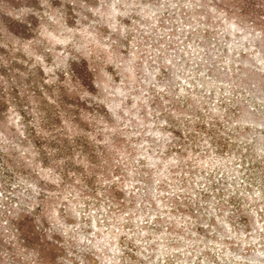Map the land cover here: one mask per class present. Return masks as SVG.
Masks as SVG:
<instances>
[{
	"label": "trees",
	"instance_id": "trees-1",
	"mask_svg": "<svg viewBox=\"0 0 264 264\" xmlns=\"http://www.w3.org/2000/svg\"><path fill=\"white\" fill-rule=\"evenodd\" d=\"M14 1L0 0V184L9 192L0 205V243L14 260L23 264L20 256L29 253L34 263L58 264L65 248L75 249L82 239L69 230L72 218H81L88 228L97 227L100 241L105 240V232L114 240L119 235L117 243L101 242L98 249L116 253L120 264H170L158 253L157 239L151 241L150 234L143 233L160 231L163 222L173 231L177 220L172 215L178 212L200 219L209 216L208 224L220 231L218 217L224 228L234 221L246 230L259 224L242 200L252 199L256 207L264 200V135L254 147L249 142L238 145L222 135H195L199 129L212 134L204 121L197 120L185 122L183 135L175 112H182L184 95L174 90L176 71L168 73L165 65L172 60L167 59L160 72L142 63L137 73L146 76L136 80L130 69L111 59L114 54L128 55L134 33L93 18L101 12L106 19L114 15L115 0H45L60 9V24L74 30L64 49L45 46L46 41L52 43L47 37L38 43L36 36L43 33L40 19H44L37 7L40 0H25L29 4L21 19L10 16L8 7ZM169 1L175 3L174 13L199 16L211 29L224 23L227 37L240 35L244 60L238 86H248L255 98L262 84L250 83L257 72L249 67L247 55L258 63L264 61V2ZM129 14L132 19L137 12L132 8ZM211 29L205 36L211 35ZM251 40L253 53L246 46ZM208 69L217 77L229 75L220 68ZM157 78L169 84L158 91L153 82ZM213 85L204 81L195 87L211 91ZM151 116L167 135L149 131ZM212 145L218 150L237 148L240 163L248 168L249 185L229 181L236 175L228 178L225 169L220 174L213 169L210 176L199 174V180L208 179L204 186L189 179L207 161L205 155L195 154ZM256 182L258 190L251 195ZM257 214L263 226L255 231L262 240L264 206ZM198 225L197 232L202 229ZM63 235H68V245ZM90 250H97L94 244ZM89 252L83 258L94 264ZM263 256L264 250L257 253Z\"/></svg>",
	"mask_w": 264,
	"mask_h": 264
},
{
	"label": "rangeland",
	"instance_id": "rangeland-1",
	"mask_svg": "<svg viewBox=\"0 0 264 264\" xmlns=\"http://www.w3.org/2000/svg\"><path fill=\"white\" fill-rule=\"evenodd\" d=\"M102 1L100 0L99 3ZM105 1L109 2V0ZM168 3H171V1L115 0L114 15L107 17V19L102 12L99 13L100 15H94L95 21L100 18L110 25L122 26L123 32L128 29L134 31L129 44L128 55L114 54L111 59L118 66H125L130 69L136 80L144 79L146 76L137 73V69L140 68L142 63L145 67L158 69V72H160L159 67L164 66L167 59H171V63H165L167 66L166 71L168 73L173 70L176 71L177 80L174 81L176 83L174 90L177 94L182 93L184 95L180 96L182 99L181 105L183 106L182 112H175L179 123L181 122V127L184 129L183 135H186L185 122L187 120L204 121L207 130H210L212 134H207L204 130L199 129L195 132V135H222L223 140L228 139L230 143L237 141L238 145H246L249 142L254 147V143H258L257 138H259V135H264V61L258 63L255 57L250 56V54L247 55L251 63L249 67L254 68L257 72L252 75L250 83L260 82L262 84L259 94L252 98L251 89L248 86H245L247 88H241L238 86L239 81H237V76L241 73V61L244 60L240 55L241 48H243L241 47L243 42L241 43L240 35L235 33L236 35L227 37V31L223 32V30H226L224 23L211 29L199 16L194 15L187 18L185 14L174 13L173 6L175 3H171V6H168ZM27 4L29 3L25 0L14 1L12 6L8 7L11 11L10 16L14 19H21ZM37 7L41 8V14L44 17L43 20L40 19L39 28L43 33L41 35L38 33L36 36L38 43H42L47 37L52 43L46 41L45 46L64 49L65 42L71 36L73 37L74 30H69L68 27L60 24L59 21H62V19L60 18L59 8H54L45 0H40ZM132 8L135 9L137 15L130 19V14L127 15V13ZM121 15L124 18L121 19ZM124 20L130 21L125 24ZM109 28L108 30L111 32L112 28ZM207 29H211L209 37L205 36ZM109 35L108 32L105 36L108 37ZM231 43H233L232 46ZM249 43L247 42L246 46L251 47L250 51L253 53L254 40L249 41ZM227 46L231 47L230 52H227ZM29 50H31V47H29ZM121 61L122 63H120ZM208 68L223 69V71L229 72V75H225L223 78L217 77V73ZM204 81L214 84L210 87L211 91L209 89L207 91L202 86L196 89L195 85L204 83ZM153 82L156 84L155 88L158 91L164 89V85L169 84L166 79L163 82L157 78ZM120 85L123 84H118V86ZM188 98L190 101L186 102ZM150 119L149 131L152 133L156 131L159 135H167L166 131L162 132L154 123L152 116ZM201 149L206 150H201L203 154L198 152L195 155H205L207 161L203 162L205 165L201 164L199 169L196 167L195 173L188 176L191 180L192 178L197 179L198 187L204 186L205 182L208 181L205 177L200 178V181L199 174L206 172V175L210 176L209 174L213 169L219 170V174L223 173L225 169L229 173V175L226 174L228 178L236 175V179L232 181L229 178V181L235 184L242 183L243 186L249 185L246 177L248 168L240 163L237 148L230 145L226 149L218 150L215 145H212L202 146ZM261 153L264 154V152ZM218 177L221 176L218 175ZM12 183L14 184L15 181ZM258 185L259 182L251 185L252 191L249 192L251 195L258 190ZM174 186L176 185L174 184ZM1 193L0 205H3L2 198L9 192L5 193L3 186L0 184ZM242 202H246L245 207L259 221V224L251 227V230L244 229L245 226H240L237 221L224 228V225L218 219H222V217H218L216 219L217 223L222 226L220 231L217 230L216 226L208 224L209 216L200 219L178 212L172 215L177 220L173 231H169L166 227L168 223L163 222L160 231L149 229L150 233L144 232L143 235L150 234L151 241L157 239L155 242H159L157 246L158 253L165 256L170 264H262L264 256L257 257V253L264 250V243H262L264 239H257L259 235L255 228L263 226L257 210L264 206V200H260L257 207L253 204L252 199L242 200ZM226 216H228V212H224L223 219H227ZM201 218L203 217L201 216ZM80 219L72 218L70 220L72 225L68 227L76 235L81 234L82 239H79L75 249L71 250L69 246L65 248L66 251L57 260L58 264H88L83 258L84 253H88V251L93 256L94 264H120L116 253L102 247H100L102 249H98L101 242L112 246V241L117 243L120 236L118 235V239L114 240V235L105 232L103 233L106 236L105 240L100 241L98 240L100 238L98 232H95L98 231V228H88V223H83ZM198 223L202 225L203 230L200 229L197 232ZM136 224L140 223L137 221ZM188 226H191L193 230ZM86 227L89 231L83 232L82 230ZM103 230L107 231L104 226ZM128 235L132 237L133 233H128ZM68 239V235H63L62 241L65 245L69 244ZM91 239H94L95 242H91ZM93 244L97 250L91 251L90 247ZM20 257L24 260L23 264H38L32 262L34 258L29 253ZM0 264H21L12 258L11 251L2 243H0Z\"/></svg>",
	"mask_w": 264,
	"mask_h": 264
}]
</instances>
